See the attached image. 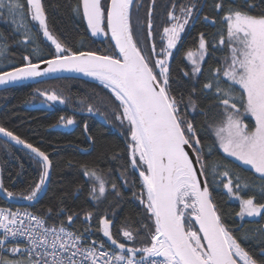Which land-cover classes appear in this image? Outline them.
<instances>
[{
  "label": "snow or ice",
  "instance_id": "1",
  "mask_svg": "<svg viewBox=\"0 0 264 264\" xmlns=\"http://www.w3.org/2000/svg\"><path fill=\"white\" fill-rule=\"evenodd\" d=\"M132 3L133 0H110L105 7L102 0H81L74 8L77 15L82 9L83 18L93 35L105 32L106 20L107 31L111 33L117 51L113 55H100L95 51H73L64 46L48 28L42 0H26L28 14L39 23L43 36L55 46L56 51L50 59L37 57V63L25 55L22 65L0 71V84L7 85L59 71H75L95 77L111 90L122 109L116 118L121 122L127 121L130 129L131 143L128 149L131 167L139 172L143 189L140 203L146 208L154 226L150 243L135 247L120 242L110 230L113 221L101 217L100 231L107 238L109 246L96 241L84 246V235L69 230L63 222L59 226H47L44 217L27 211L0 208V229L3 230L0 234V264H264V248L258 253L262 259H256L242 247L241 240L233 235L234 229L229 228L218 214L210 184L207 180L199 179V176L207 175L203 145L194 123L181 115V101L171 95L168 58L181 39L194 6H182V17L169 11L172 24L163 29L166 47L158 54L161 58L156 59L153 65L151 58L143 54L137 39H134ZM256 7V3L246 0L245 8L229 6L225 11L222 22L226 23V30L221 31L218 45H226L229 55L224 57L221 66L213 70L215 84L209 81L204 88L211 91L215 86L214 95L222 109V119L214 126L219 147L227 155L250 166L264 179V9L252 14ZM215 8L224 11L223 0L217 2ZM5 13L17 25V30L23 28L26 33L23 42H31L32 34L24 23V3L21 0H0V15ZM148 27V36L151 37V19ZM207 43L201 33L198 52L187 53L194 66L193 73L201 71L194 57L198 55L200 60L204 59L208 51ZM5 51L7 45L0 44V53ZM152 55H157L154 48ZM41 65L46 67L41 68ZM155 69H159V72ZM224 83H227L226 87L222 86ZM37 91L44 97V102H66L54 91ZM190 104L193 102L190 101ZM88 111L92 112L93 108L89 106ZM246 115L254 120V127L250 128L244 123L242 117ZM61 121L65 126L74 123L72 118L65 121L61 117ZM0 134L23 145L40 158L42 171L39 180L22 197L27 201L36 200L50 175L49 156L3 126H0ZM188 149H192L196 156L195 163L200 165L199 176ZM84 175L94 178L99 186V196H103L106 192L105 181L94 170L85 171ZM219 176L230 177L231 172L225 166ZM221 182L227 193L239 200L238 217H264V203H257L254 196L244 198L241 195V188L246 189L249 185L242 184L239 176L235 183L231 178ZM115 187L113 185V189ZM0 191L9 198L18 195L5 188L2 181ZM260 191L264 194V185ZM91 192L93 199H96L95 186ZM91 216L88 213L86 219H91ZM24 217L28 220L27 225L24 224ZM193 218L199 226L196 230L191 222ZM67 220L70 225L74 216L69 215ZM257 232L261 243H264V227ZM119 234L134 244L138 230L134 234L130 227L121 228ZM17 238H23V241ZM10 243L13 246L9 247ZM5 252L19 258H6ZM137 253L141 255L138 257Z\"/></svg>",
  "mask_w": 264,
  "mask_h": 264
},
{
  "label": "trees",
  "instance_id": "2",
  "mask_svg": "<svg viewBox=\"0 0 264 264\" xmlns=\"http://www.w3.org/2000/svg\"><path fill=\"white\" fill-rule=\"evenodd\" d=\"M21 2L24 3V23L32 34V41L23 42V35L26 34L23 28L17 30V25L8 14L0 15V44L7 45V51L0 53V71L22 65L25 55L36 62L37 57L46 59L56 51L55 46L43 36L39 23L33 21L28 14L26 0ZM217 2L220 0H133L131 25L138 47L154 64L157 55H152L153 48L157 54L165 48L163 29L172 24L169 11L182 17V6H194L193 15L181 33V39L168 58L171 95L181 101L180 113L186 120L194 123L203 145V160L207 165V175L204 178L210 184L218 214L229 228L234 229L233 235L241 240L242 247L260 260L262 258L258 253L264 248V243H261L257 230L264 227V217H238L236 213L240 209L239 201L227 193L221 181L227 182L231 178L235 183L239 176L242 184L249 185L246 189L241 188V195L244 198L254 196L257 203H264V194L260 191L264 179L219 147L214 126L222 119V109L214 95L215 86L211 91L204 88V84L209 81L215 84L213 70L221 66L224 57L229 54L226 45H218L221 31L226 30V23L222 22L225 11L229 6L245 8L246 0H223L224 11L216 10ZM248 2L257 5L252 14H258L264 9V0ZM80 3L81 0H42L46 22L54 38L73 51L115 54L106 33V23L105 32L93 35L83 18L82 10L79 15L74 12V8ZM102 4L106 7L108 0H102ZM149 19L152 23L151 37L148 36ZM201 33L208 42V51L203 60H198L201 71L193 73L194 66L187 53L199 48ZM223 79L226 81V78ZM222 86L226 87L227 83ZM236 87L238 90V86ZM37 90L54 91L66 102H44V97ZM89 106L93 108L92 112L88 111ZM118 113H122V109L111 90L105 88L95 77L84 73L59 74L1 88L0 126L44 151L49 156L51 167L46 190L37 201L18 206L0 195V207L27 209L43 216L50 225H60L63 222L78 233L90 235L109 246L99 224L100 218L105 217L113 221L110 230L120 242L135 247L150 243L154 226L146 208L140 203L143 189L139 172L131 167L128 149L130 129L125 121L121 122L116 118ZM97 114L104 121H100ZM61 117L65 121L72 118V127H56L55 124L61 121ZM244 120L251 128L253 120L248 116ZM225 166L231 172L230 177L219 176ZM93 170L106 184L105 194L99 196L96 193V199H93L91 192L95 180L84 175L85 171ZM41 171L39 157L0 134V181L5 188L17 193V198H22L35 186ZM113 185L116 186L115 189ZM88 213L92 214L91 219H86ZM69 215L74 216L70 225L67 220ZM185 219L188 220V217ZM129 227L134 230V234L138 230L134 244L124 240L119 234L121 228ZM245 236L248 238L242 239ZM4 255L9 259L19 258L9 253Z\"/></svg>",
  "mask_w": 264,
  "mask_h": 264
},
{
  "label": "water",
  "instance_id": "3",
  "mask_svg": "<svg viewBox=\"0 0 264 264\" xmlns=\"http://www.w3.org/2000/svg\"><path fill=\"white\" fill-rule=\"evenodd\" d=\"M110 2V0H108V3ZM82 10V9H81ZM196 17H197V15H196ZM195 19V18H194ZM86 21V20H85ZM87 22V21H86ZM105 23H106V20H105ZM106 33H107V36H108V38H109V41L111 42V44L113 45V47H114V49H115V42L114 41H112L111 40V33L110 32H108L107 31V27H106ZM115 51H117L116 49H115ZM79 52H89V51H87V50H83V51H79ZM97 54H100V55H106V54H101V53H97ZM51 57H49V58H46V59H50ZM37 62H39V61H36V62H34V63H37ZM43 67H46V65H41V68H43ZM8 70H10V69H6V70H3V71H8ZM70 74V73H81V72H75V71H59V72H55V73H48V74H46L45 76H42V77H37V78H34V79H28V80H21V81H16V82H12V83H9V84H7V85H2V84H0V89L1 88H4V87H7V86H11V85H13V84H16V83H20V82H25V81H29V80H35V79H43V78H48V77H52V76H55V75H59V74ZM97 117H98V119L100 120V121H104V119H103V117H101V116H99L98 114H97ZM20 146H22L24 149H27V148H25L23 145H21V144H19ZM28 151H30L29 149H27ZM188 151H189V153H190V156H191V158L193 159V161H194V165H195V167H196V169L198 170V176H199V168H200V165L198 164V163H195V160H196V156H195V153L192 151V149H188ZM50 176V175H49ZM48 179H49V177H48ZM48 179H47V181H48ZM199 179L201 180V181H204L205 180V178H204V176H199ZM47 181H46V184L43 186V191L39 194V196L37 197V199L36 200H34V201H27V200H25V199H23V198H9V197H7L3 192H1L0 191V195H2V197L5 199V200H7V201H10L11 203H13V204H15V205H18V206H21V205H24V204H30V203H34L35 201H37L42 195H43V192L46 190V187H47ZM192 222L194 223V225H195V228L196 229H198V225H196L195 224V221H194V218L192 219ZM114 247V246H113Z\"/></svg>",
  "mask_w": 264,
  "mask_h": 264
},
{
  "label": "built area",
  "instance_id": "4",
  "mask_svg": "<svg viewBox=\"0 0 264 264\" xmlns=\"http://www.w3.org/2000/svg\"><path fill=\"white\" fill-rule=\"evenodd\" d=\"M0 208L9 209V210H11V211H17V210H19V211H21V212H25V211H27V212L32 213V214H34V215L40 216V215H38V214H36V213H34V212H31V211H29V210H27V209L20 208V207H13V208L0 207ZM40 217H43V216H40ZM23 219H24V224L27 225V224H28V220H27V218L24 217ZM47 226H53V225H50V224L47 223ZM55 226H59V225H55ZM66 227H68V226H66ZM68 228H69V230L78 233L77 231L73 230L72 228H70V227H68ZM2 232H3V230L0 229V234H2ZM78 234H80V233H78ZM83 235H84V241H83V245H84V246L91 245L93 241H96L97 243L102 242V241H100V240H98V239H96V238H94V237H92V236H90V235H86V234H83ZM9 239L11 240V238H9ZM17 240H19V241H23V238H17ZM8 246L11 247V246H13V245L10 243ZM105 247H108V246L105 244ZM5 253H6V252H5ZM9 254H11V253H9ZM140 255H141V254H140ZM137 256L139 257V255H137Z\"/></svg>",
  "mask_w": 264,
  "mask_h": 264
},
{
  "label": "rangeland",
  "instance_id": "5",
  "mask_svg": "<svg viewBox=\"0 0 264 264\" xmlns=\"http://www.w3.org/2000/svg\"><path fill=\"white\" fill-rule=\"evenodd\" d=\"M166 43H167V40H166V38H165V47H166ZM198 49L199 48H197V49H195L194 51H192L193 53H197L198 52ZM190 51V50H189ZM160 53V51H158V54ZM157 54V56H156V59H158V58H161L159 55ZM229 55V54H228ZM227 56V55H226ZM197 61L199 60V56L197 55V56H195L194 57ZM155 59V60H156ZM189 59V58H188ZM189 61L192 63V61L189 59ZM154 65V64H153ZM156 71H157V73L159 72V69H156ZM247 116V115H246ZM250 119H252L250 116H248ZM244 118H245V116L244 117H242V119L244 120ZM253 120V119H252ZM125 123L126 124H128V122L127 121H125ZM244 123H246V121L244 120ZM247 124V123H246ZM73 125V124H72ZM72 125H67V126H65V124L62 122V121H58L56 124H55V126L56 127H60V128H69V127H72ZM252 127H254V120H253V125H252ZM129 133H130V130H129ZM128 133V134H129ZM128 142H129V144L131 143V140H130V137H129V139H128ZM234 158V157H233ZM235 159V158H234ZM237 162H240V161H237ZM242 163V162H241ZM248 166V165H247ZM250 167V166H249ZM95 182V184H94V186L97 188V194L99 193L98 192V183L96 182V181H94ZM238 200V199H237ZM239 201V200H238Z\"/></svg>",
  "mask_w": 264,
  "mask_h": 264
}]
</instances>
